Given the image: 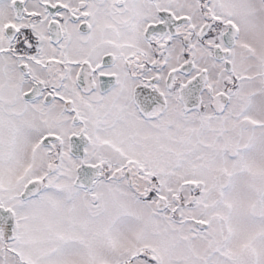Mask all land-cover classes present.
<instances>
[{"label":"snow or ice","instance_id":"1","mask_svg":"<svg viewBox=\"0 0 264 264\" xmlns=\"http://www.w3.org/2000/svg\"><path fill=\"white\" fill-rule=\"evenodd\" d=\"M0 264H264V0H0Z\"/></svg>","mask_w":264,"mask_h":264}]
</instances>
